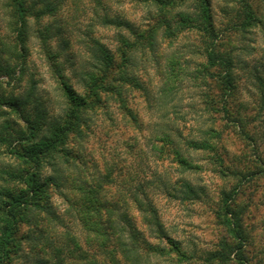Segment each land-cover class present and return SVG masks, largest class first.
<instances>
[{
    "label": "rangeland",
    "instance_id": "1",
    "mask_svg": "<svg viewBox=\"0 0 264 264\" xmlns=\"http://www.w3.org/2000/svg\"><path fill=\"white\" fill-rule=\"evenodd\" d=\"M49 1L54 6L51 13L39 0H29V29L21 62L15 53L21 47L8 28L5 0H0V101L21 102L25 117L38 112L47 119L60 116L66 108L62 83L85 94L82 80L95 63V48L102 45L116 54L119 35L130 36L131 30L145 32L151 17L158 18L155 7L135 0ZM230 1L210 0L220 50L232 58L236 85L229 98L228 118L211 112L223 134V143L217 145L223 165L213 163L209 153L190 152L194 167L185 177L205 188L207 197L187 202L170 198L161 182L174 184L182 177L173 155L155 149L161 146L157 139L162 132L174 138L181 134L178 142L182 146L198 139L208 115L203 96L222 94L211 80L203 83L199 72L206 60L199 50V36L190 32L172 43L163 41L156 54L136 55L137 66L131 72L146 91L125 87L124 97L137 123L115 97L104 96L103 107L91 117L82 136L69 138L71 163H60L57 175L52 168H44L43 178L55 175L61 184L48 188L57 219L50 222L40 212L22 227V251L15 264H35L39 253L54 264L52 254L43 248L47 235L59 246L71 236L82 240L71 203L89 187L96 188L98 200L104 204L119 201L149 242L158 244L144 226L134 199L145 203V195L157 208L168 235L185 250L197 254L212 251L224 237L215 215L221 194L237 187L239 176L246 178L237 201L247 209L248 264H264V0L252 2L261 25L245 30L237 27L239 7ZM169 86L176 90L174 100L161 105V93ZM2 161L0 155V166L5 165ZM152 264L168 263L160 259Z\"/></svg>",
    "mask_w": 264,
    "mask_h": 264
},
{
    "label": "trees",
    "instance_id": "2",
    "mask_svg": "<svg viewBox=\"0 0 264 264\" xmlns=\"http://www.w3.org/2000/svg\"><path fill=\"white\" fill-rule=\"evenodd\" d=\"M135 1L146 7H155L158 18L153 21L151 17L154 24H150L145 32L131 30L130 36L119 35L116 54L98 45L94 50L95 63L90 65L91 70L83 76L85 94L80 95L66 82L62 83L61 96L66 108L60 116L47 119L42 112H38L34 117H25L21 102L0 101V155L5 163L0 166V264H15L22 251V227L31 224L38 213L42 212L50 222L57 219L50 204L48 188H59L61 184L55 175L43 178L42 171L50 167L57 175L60 163H71L67 148L69 138L82 136L91 117L103 107V97H115L125 114L137 123L124 97L125 87L146 91L131 72V68L137 66L136 55L156 54L163 41L172 43L184 33L190 32L199 36V50L206 60L203 70L199 72L203 75V83L211 80L222 94L203 96L208 115L198 139L186 143L181 140L184 144L182 146L178 142L181 134L174 138L162 132L157 139L161 146L155 149L159 154L166 152L173 155L182 177L174 184L161 182L170 198L187 202L207 197L205 188L196 186L185 177L194 167L190 152L209 153L213 163H219L221 167L223 165L217 146L223 143V134L217 128V118L211 112L228 118L229 98L236 89L232 58L220 50V37L214 29L210 0ZM253 1H230L239 7V29L261 25ZM39 2L44 4L47 12L54 11L49 0ZM28 4L29 0H5L4 4L8 28L16 35L21 47L19 52L14 51L21 62L25 58L24 45L29 29ZM175 93L174 88L166 87L159 98L161 105L171 104ZM174 105L173 109L176 108ZM239 177L237 187L221 194L215 215L224 237L212 251L197 254L185 250L168 235L157 208L143 194L145 203L137 197L134 199L138 212L143 215L144 226L152 231L153 239L158 244L149 242L119 201L104 204L98 200L96 188L91 187L82 191L79 199H73L72 203L68 200L72 215L79 221L82 240L71 236L59 246L58 242L47 235L44 237L43 248L52 254L54 264H152L153 260L157 262L160 259L168 264H248L246 254L249 238L244 224L247 209L237 201L239 187L246 178ZM161 242L167 246L162 247ZM37 255L35 264H49L40 257V253Z\"/></svg>",
    "mask_w": 264,
    "mask_h": 264
}]
</instances>
